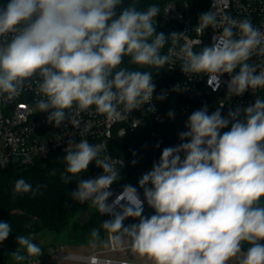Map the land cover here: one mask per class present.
<instances>
[{
	"label": "clouds",
	"instance_id": "obj_1",
	"mask_svg": "<svg viewBox=\"0 0 264 264\" xmlns=\"http://www.w3.org/2000/svg\"><path fill=\"white\" fill-rule=\"evenodd\" d=\"M159 14L158 5L138 10L125 0H7L0 4V94L12 99L26 81L34 82L41 97L36 110L58 127L74 106H95L110 120L126 121L134 111H156L153 74L121 67L125 57L156 68L179 58L183 74L206 76L214 92L223 84L230 97L264 88V70L249 63L254 53L264 55V33L250 20L201 13L194 31L217 27L220 34L200 51L185 43L179 53L169 47L163 54L169 40H187V32H158ZM222 109L210 112L204 105L193 111L178 132L179 143L164 147L138 187L126 184L114 199L112 185L123 161L117 169V161L101 157V145L81 140L73 148L69 140L61 178L68 184L93 162L102 169L79 179L72 197L110 215L102 227L122 231L132 249L153 264H228L238 256L239 264H264V99L229 108L226 115ZM166 115L172 120L176 113L170 109ZM141 123L134 119L132 126ZM32 191L24 178L15 181V193ZM145 203L154 214L144 215ZM130 218L136 222L125 224ZM11 231L8 221H0V244ZM16 242L11 256L18 264L42 255L28 237L16 236ZM242 242L250 245L243 252Z\"/></svg>",
	"mask_w": 264,
	"mask_h": 264
},
{
	"label": "built area",
	"instance_id": "obj_2",
	"mask_svg": "<svg viewBox=\"0 0 264 264\" xmlns=\"http://www.w3.org/2000/svg\"><path fill=\"white\" fill-rule=\"evenodd\" d=\"M207 11L214 12L218 20L224 15L238 21L248 19L255 28L264 33V0H208ZM200 14L193 11L187 2H182L179 5L177 0H171L165 4L161 18L157 21V27L166 35L172 32H187V40L182 38L175 45L170 40L169 47H175L179 53L183 44L189 43L193 45L195 51H200L203 45L212 42L213 36L220 34L222 28L217 27H209L201 32H195L194 29ZM234 31L239 36L238 29H234ZM3 41L4 38H0V42ZM198 41L202 43H197ZM174 61V63L166 64L163 72L153 77L156 84V93L153 97L156 111L145 114L143 111H134L130 114L128 121L110 120L106 114L97 112L95 106L84 111H80L74 106L70 110L69 119L56 127L48 122L47 113H39L35 108L36 101L41 97L37 95L34 82L26 81L19 94L12 99H9L7 94H0V168H5L12 163L26 167L33 166L56 154L63 158L69 140L74 142L71 145L73 148L75 143L87 140L90 144L101 145V157L108 156L111 160L117 161V169L121 167L120 162L123 161L121 175L118 177L119 181L112 185L114 196L111 199H114L115 194H118L124 185L131 184L138 187L141 175L137 180L125 179L123 172L127 168V162L120 156H114L109 145L116 137L122 138L130 132L145 129L151 123L163 124L166 122L164 100H156L155 95L166 93V99L175 95L183 98L184 101L180 108L183 117H188L193 111L204 105H207L209 109L223 106L222 110L227 112L229 108L243 107L253 103L256 97L264 99V88H257L254 94L249 91L240 97H230L226 95V86L222 84L219 90L214 92L207 85L206 76L183 74L180 70L181 60L174 57ZM249 63L256 65L258 72L264 70V55L254 53ZM222 79L226 81L229 77L225 75ZM177 85L180 89L174 91L173 89ZM215 97H219V100L216 101ZM147 107L145 106V108ZM134 119L142 121L139 127L132 126ZM101 173L102 169L95 167L93 162V165H90L87 172L84 173V177L88 179ZM139 191L143 199V190L139 189ZM111 199L109 203H111ZM117 211H119L118 208ZM152 214H154V210L145 203L144 215ZM109 240L112 252L129 249L127 247L116 248L112 232L109 233ZM102 253L101 251L92 253L79 259L87 264H147L129 259L101 257Z\"/></svg>",
	"mask_w": 264,
	"mask_h": 264
},
{
	"label": "trees",
	"instance_id": "obj_3",
	"mask_svg": "<svg viewBox=\"0 0 264 264\" xmlns=\"http://www.w3.org/2000/svg\"><path fill=\"white\" fill-rule=\"evenodd\" d=\"M171 0H125V6L135 4L138 10H146L149 5L155 4L160 8L157 21L161 18L163 7ZM180 5L187 2L196 13H204L208 9V0H177ZM7 0H0V4H6ZM157 31L162 30L157 27ZM164 32V31H162ZM169 42L161 50L166 54ZM129 57H125L121 67L130 70L150 71L153 76L163 72V68L151 66H137L129 63ZM183 98L173 96L164 100V112L171 109L176 113L175 119L167 120L163 124L151 123L145 129L130 132L126 136L112 139L109 147L114 156H120L127 162V168L123 172L125 179L137 180L139 175L149 171L154 161H158L161 150L166 146L179 143L178 132L184 130L187 117L180 112ZM217 107L209 109L215 111ZM223 114L227 112L223 111ZM159 143V147H156ZM133 161H136L133 164ZM64 162L61 155H52L47 160L39 161L33 166H20L12 163L5 168H0V221H8L11 226V234L0 244V264H11L10 257L5 252V245L16 241V236H29L42 231L62 233L66 231L71 222L87 209L88 217L85 224L74 223V236L77 242H85L87 235L94 232L99 235V242L110 232L118 237L128 236L121 232H113L102 227L103 221L111 219L110 215L102 214L91 201H80L72 197V192L77 187L79 179H85L84 173L66 183L61 178L64 170ZM55 170V174H52ZM24 178L32 184L33 191L29 193H15V181ZM39 186V188H38ZM38 188V190H37ZM35 193V194H33ZM264 201V198H262ZM136 222L131 218L125 224ZM250 245L242 242V250L246 251Z\"/></svg>",
	"mask_w": 264,
	"mask_h": 264
},
{
	"label": "rangeland",
	"instance_id": "obj_4",
	"mask_svg": "<svg viewBox=\"0 0 264 264\" xmlns=\"http://www.w3.org/2000/svg\"><path fill=\"white\" fill-rule=\"evenodd\" d=\"M216 101L219 97L214 98ZM87 209H84L70 224V227L62 232L55 233L51 231H42L32 234L28 237L32 242L36 243L42 250V255L30 257L23 262V264H87L79 259L80 257H87L92 253L103 252L101 257H109L113 259H129L131 261H140L145 263H152V260L147 256H141L132 249L130 238L118 237L114 235L116 248H129L127 251L118 250L111 251V243L109 234L102 238L99 242V235H93L90 232L85 242H77L74 236V223L85 224L88 217ZM18 248L17 242L12 241L5 245V252L10 257L11 264H18L11 253ZM23 253V249L20 250ZM26 254V253H25ZM241 257L233 258L228 264H239Z\"/></svg>",
	"mask_w": 264,
	"mask_h": 264
},
{
	"label": "crops",
	"instance_id": "obj_5",
	"mask_svg": "<svg viewBox=\"0 0 264 264\" xmlns=\"http://www.w3.org/2000/svg\"><path fill=\"white\" fill-rule=\"evenodd\" d=\"M140 262V261H139ZM142 263H145V262H142ZM147 264H152V263H147Z\"/></svg>",
	"mask_w": 264,
	"mask_h": 264
}]
</instances>
